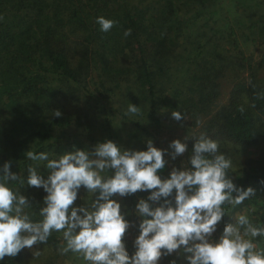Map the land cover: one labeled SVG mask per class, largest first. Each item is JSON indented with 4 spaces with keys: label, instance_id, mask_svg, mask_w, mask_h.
<instances>
[{
    "label": "trees",
    "instance_id": "1",
    "mask_svg": "<svg viewBox=\"0 0 264 264\" xmlns=\"http://www.w3.org/2000/svg\"><path fill=\"white\" fill-rule=\"evenodd\" d=\"M165 1L161 10L144 12L131 0H0V168L11 161V171L25 180L22 187L18 182L11 186L32 203L34 220L42 219L38 213L46 206L47 193L27 185V166L34 162L26 152H47L52 159L91 151L88 142L62 138L60 132L71 122L84 125L90 139L93 129L100 128L103 142L111 140L122 149L129 142L137 151H146L149 140L162 149L164 129L188 122L187 151L170 161L164 157L165 168L158 171L162 179L170 177L172 161L175 169L191 168L194 144L201 136L242 147L264 144V20L249 14L257 0H228L245 5L235 16L220 10L223 0ZM100 16L117 23L102 32L96 22ZM127 29L131 34L124 37ZM258 39L257 59L246 57L244 47ZM234 68L242 77L235 75L239 79L227 101L217 106L220 80ZM113 95L124 96L126 105H111ZM130 103L139 107V114L126 115ZM54 110L62 116H53ZM173 111L185 119H173ZM118 121L130 124L131 136L122 132ZM38 173L47 179L46 162ZM228 175L238 187L255 189V195L234 208L225 206L224 224L244 205L264 206L258 192L264 189L263 161ZM86 192L82 186L73 205L84 204L78 196ZM150 194L112 197L121 204L134 234L139 235L142 220L136 205ZM62 242V233L53 232L40 245L57 249ZM171 259L167 255L166 264ZM0 264H23V249Z\"/></svg>",
    "mask_w": 264,
    "mask_h": 264
},
{
    "label": "clouds",
    "instance_id": "2",
    "mask_svg": "<svg viewBox=\"0 0 264 264\" xmlns=\"http://www.w3.org/2000/svg\"><path fill=\"white\" fill-rule=\"evenodd\" d=\"M96 22L102 32H109L117 23L103 16ZM130 34L131 29L124 31V37ZM139 112L130 103L126 115ZM52 115L62 113L54 110ZM171 116L177 121L185 119L179 111ZM169 147L172 159L187 151L179 139ZM166 152L151 140L146 151L125 150L111 140L98 143L91 151L76 150L52 159L47 152L27 151V159L34 163L27 166L26 183L47 193L38 221L33 219L36 213L29 211L33 207L29 199L11 186L18 182L22 187L25 180L11 171V161L5 162L0 168V260L46 244L57 232L62 233L60 253L77 254L87 264H158L162 256L173 252L190 254L186 256L189 264H264V248L256 243L257 237H264V226L255 225L248 215L236 216L234 224L224 227L218 242L211 240L227 213L225 206L234 208L255 195L252 187L244 189L233 183L228 175L233 161L220 152L218 142L201 136L194 144L191 168H174L169 178L162 179L158 171L165 168ZM41 162L50 170L47 179L38 173ZM109 169L114 175L108 174ZM82 186L98 195L86 206L72 207ZM138 191L151 194L136 205L142 220L134 242L136 251L129 256L123 238L131 225L112 197ZM155 204L158 206L153 207ZM34 255L39 256V251Z\"/></svg>",
    "mask_w": 264,
    "mask_h": 264
},
{
    "label": "rangeland",
    "instance_id": "3",
    "mask_svg": "<svg viewBox=\"0 0 264 264\" xmlns=\"http://www.w3.org/2000/svg\"><path fill=\"white\" fill-rule=\"evenodd\" d=\"M234 1V0H231ZM165 0H131V4H136L137 6H142L143 11L145 10L151 12L159 11L162 8L163 3L165 4ZM236 2V1H234ZM220 10L229 12V16H235L240 15L241 12L245 11V5H240L237 3H231L228 0L222 1L219 4ZM250 15H256L255 18L258 16H262V19L264 20V0H257V5L251 7V11H249ZM261 42L258 39L257 41L250 42L248 45L244 47V54L246 57L253 56L254 59H257V56L259 52H261ZM235 70H230V72L226 73L224 77L220 80V96L218 100H216V105L223 104L227 101L228 94L232 86L235 84V80L242 77L241 72L234 68ZM239 72V73H238ZM238 73L239 78H236L235 75ZM235 78V79H233ZM131 80V79H130ZM130 84V82L128 83ZM124 96L118 97L117 95H113L112 97V104L115 106V108H118L120 104H125ZM123 101V102H122ZM126 105V104H125ZM203 120L200 121L199 124H201ZM130 126L127 121L125 122H119L118 126L123 127L122 132L126 131L128 135H130V130H128V126ZM199 127V126H196ZM189 125L188 122H182L179 125L172 126L170 128H165L164 133L162 134V140L159 141V145L162 149H166L167 152L165 153V156L168 157V161H170L172 158L169 155L173 150L169 147L170 143L173 140L179 139L182 143L185 142L187 137L190 135L188 131ZM197 129V128H195ZM194 129V130H195ZM193 130V131H194ZM192 131V132H193ZM60 132V131H59ZM103 131L99 129H93V139H90V136L87 133V128L84 125H79L77 123L71 122V124L63 129L60 134L62 135V138L64 140H74V139H81L84 142L90 143V145L94 148L98 143H102L104 137L102 136ZM131 136V135H130ZM135 141V140H134ZM219 144L220 152L224 154L226 157H230L233 161V169L235 172L242 169H250L255 168L259 165V162H264V144L260 143L257 146L254 147H242L234 142L228 141V140H215ZM123 149L130 150V151H137L133 150V148H130V143H123L122 145ZM182 156V155H181ZM181 156H177L176 158H179ZM184 160H181L179 165L184 166L185 165ZM172 168L174 169L175 162L172 161L171 163ZM109 175H114V171L109 169L108 170ZM261 185L258 186L260 188ZM261 198L264 197V189L259 190ZM86 195H82L83 193H80L78 198L83 199L84 204H86L88 201L91 200L92 196H96L97 194H90L88 191L86 192ZM84 196V197H83ZM84 204H76L72 205V207H81L85 206ZM240 214L248 215L250 220L258 226H264V206L263 207H255L253 205H244L243 208H240L236 213L231 214L230 222L227 224H224L222 222L218 223L216 231L212 234L211 240L214 242H218L223 234L224 227L228 224H234L236 216ZM135 230H130V227L126 230L125 236H124V243L126 247V242L131 243L133 245V248L128 249L126 247V250L128 253H132V255L136 251L135 247V239L138 237L137 234H134ZM256 243L259 248H264V237H260V239L256 238ZM61 245V244H60ZM36 251H39L40 255L36 256L34 253ZM190 254L185 253H177L173 252L170 254V256H173V259H171V264L174 261L175 264H189V261L186 259V256ZM167 256H162L161 259L158 261V264H166ZM23 264H87L79 255L74 253H67V254H61L59 251V248L53 249L50 247H46L43 245H34L33 249L24 248L23 249Z\"/></svg>",
    "mask_w": 264,
    "mask_h": 264
}]
</instances>
